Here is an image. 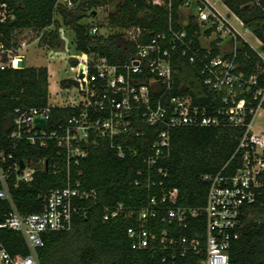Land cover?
I'll return each instance as SVG.
<instances>
[{
  "label": "trees",
  "instance_id": "trees-1",
  "mask_svg": "<svg viewBox=\"0 0 264 264\" xmlns=\"http://www.w3.org/2000/svg\"><path fill=\"white\" fill-rule=\"evenodd\" d=\"M12 17L0 23V41L6 50L15 52L34 40L50 48L49 55L63 54L73 65L78 55L69 56L62 39L61 25L74 32L75 49L81 54L106 56L111 63L128 61L134 52L135 41L128 38L127 30L140 28L139 42H147L157 32H168L169 27L185 30L192 40V48L200 54L207 47L200 42L203 31L209 34L214 28L202 29L193 13L182 17L185 0H74L76 6L66 7L58 0H3ZM255 35L264 46V0H221ZM108 5L107 25L114 30L108 34H90L91 25L82 23L83 17H92L96 7ZM60 16L61 21L57 18ZM101 25V24H100ZM50 26L54 28L49 29ZM236 41L237 61L246 74L257 73L259 84L264 86V60L239 34ZM210 55L220 53L213 44ZM228 54V53H227ZM8 52H0V167L7 174L10 195L0 198V222L11 208V202L21 214L39 212L44 208L46 196L52 188H63L79 182L83 189H93L96 200L80 202L90 205L87 214H74L73 224L67 231L44 234V244L36 249L40 264H152L150 250H134L126 235L130 221L114 218L104 221L103 206L118 201L135 207L143 206L152 195L176 187L178 203L200 206L205 202L208 182L205 174L220 170L231 174L239 166L235 152L240 128L222 126H180L170 129L168 153L155 164L148 165L145 157L156 139L162 124L149 126L137 120L140 136L128 135L136 150H126L123 157L107 145L93 148L79 164L66 168L56 148L15 141L10 137L15 108L42 107L48 103L49 73L46 66L6 65ZM24 62V57H23ZM173 84L169 94L192 97L193 103L209 105L212 93L203 85L200 61L190 63L186 55L173 53L171 60ZM70 80H61L69 85ZM160 83H152L156 97L162 92ZM54 121L71 113L69 108L55 107ZM11 155V156H10ZM4 156V160H2ZM31 159L35 165L30 180H17L10 167L19 160ZM44 159L45 164L40 160ZM55 164V166H53ZM161 168L163 172H159ZM259 202L244 207L239 237L232 241L228 264H264V173ZM1 187V184H0ZM95 200V201H96ZM0 243L15 259L29 253L24 236L15 230L0 227Z\"/></svg>",
  "mask_w": 264,
  "mask_h": 264
},
{
  "label": "built area",
  "instance_id": "built-area-1",
  "mask_svg": "<svg viewBox=\"0 0 264 264\" xmlns=\"http://www.w3.org/2000/svg\"><path fill=\"white\" fill-rule=\"evenodd\" d=\"M260 0H254L259 4ZM71 8L74 0H58ZM184 8H190L201 27L214 28L222 37H236V28L224 15L206 0H185ZM243 25V22L234 14ZM13 15L7 3L0 0V23ZM229 26V27H228ZM99 28L91 26L90 34ZM140 28L127 30L128 38L135 41L134 52L128 61L111 63L106 56L78 54L70 66L72 74L62 80L64 99L60 103H48L42 107L15 108L10 137L39 147L52 144L66 168L77 165L96 147L107 145L123 157L126 150L135 153L128 135L140 136L137 120L149 126L163 127L149 147L145 157L148 165L164 157L170 148V129L180 126H222L240 128L235 152L239 166L233 173L205 174L208 182L205 202L200 206L178 203L176 187L152 195L140 207L118 201L103 206L104 221L123 218L130 221L126 235L134 250L147 249L152 264H228L233 240L240 234L244 207L259 202L264 173V127L255 129L256 117L264 110V86L259 84L257 73L246 74L237 61V42L227 53L210 55L209 49L200 54L192 48V40L185 30L169 27L168 32H157L147 42H139ZM24 46V45H23ZM8 52L6 65L18 66L23 59L19 48L6 50L0 41V52ZM173 53L186 55L190 63L200 61L203 85L212 93V103H193L189 95H171ZM0 65H3L0 63ZM264 71V70H263ZM160 83L163 90L154 97L152 83ZM55 107L69 108L71 113L54 121ZM35 119H42L44 126H37ZM11 156V155H10ZM4 160V156H2ZM17 173L19 162L12 168L17 180H30L35 165L31 159ZM45 164V160H40ZM55 166V164L53 165ZM159 172H163L161 168ZM7 174L0 167V198L10 195L6 183ZM93 189H83L79 182L63 188H52L46 196L44 208L39 212L21 214L11 202L0 227L20 232L29 253L15 259L0 243V264H40L36 249L44 244V234L51 231H67L73 224L74 214L86 215L90 205L80 202L96 200ZM96 200V201H95ZM11 201V200H10ZM262 205V203H260Z\"/></svg>",
  "mask_w": 264,
  "mask_h": 264
},
{
  "label": "rangeland",
  "instance_id": "rangeland-1",
  "mask_svg": "<svg viewBox=\"0 0 264 264\" xmlns=\"http://www.w3.org/2000/svg\"><path fill=\"white\" fill-rule=\"evenodd\" d=\"M213 6H215L224 17L236 27L235 33L241 35V37L246 39L249 43L253 44L259 50V46L256 43V40L253 36V33L246 28L244 25L240 24L239 21L234 17V15L227 14V10L223 6L220 0H209ZM75 3L74 6H76ZM108 10V5L96 7L95 13L92 14V17H83L80 22L88 23L91 26H97L99 28L98 32L101 34H108L114 30L107 25L106 14ZM192 13L190 8H183V12H181L182 17H187ZM59 21L61 18L57 15ZM101 24V25H100ZM229 27V26H228ZM54 28V26H50L49 29ZM207 27H202V29H206ZM62 39H65L64 45L67 48V52L69 56L73 57L75 55L81 54L79 51L75 49V38L74 32L68 26L62 24ZM222 32L217 29L211 30L209 34L201 32L200 42L202 45L206 46L207 49H211L213 44H216L220 48L221 53H227L232 48L231 41L229 37H222ZM244 39V40H245ZM25 56V64L31 66H46L49 73V94L48 101L51 104L60 103L64 97L60 93V82L66 76L72 74L70 70L71 64L68 59L63 54L57 55H49L50 48L43 47L38 44L37 40L32 41L26 47L21 46V50L19 51ZM263 59V58H262ZM22 60V59H21ZM264 60V59H263ZM264 127V110H261L256 117L255 121V129L260 130Z\"/></svg>",
  "mask_w": 264,
  "mask_h": 264
},
{
  "label": "crops",
  "instance_id": "crops-1",
  "mask_svg": "<svg viewBox=\"0 0 264 264\" xmlns=\"http://www.w3.org/2000/svg\"><path fill=\"white\" fill-rule=\"evenodd\" d=\"M210 5H212L211 4V2L209 1V0H206ZM221 1V0H220ZM222 2V1H221ZM222 4H223V6L225 7V9L227 10V14H229V15H231L232 14V12L228 9V7L222 2ZM213 6V5H212ZM219 13H221L215 6H213ZM222 14V13H221ZM223 15V14H222ZM236 28V27H235ZM241 36V35H240ZM254 36V38H255V40H256V43L258 44V46H259V48H260V50L257 48V47H255L253 44H251V43H249L245 38V41L246 42H248V44L252 47V48H254L257 52H258V54L264 59V46H263V44H262V42L255 36V35H253ZM243 37V36H242ZM26 45H28V44H26ZM26 45H24L23 47H26ZM21 50V47L19 48V51ZM24 55V54H23ZM24 57V64H25V56H23Z\"/></svg>",
  "mask_w": 264,
  "mask_h": 264
},
{
  "label": "water",
  "instance_id": "water-1",
  "mask_svg": "<svg viewBox=\"0 0 264 264\" xmlns=\"http://www.w3.org/2000/svg\"><path fill=\"white\" fill-rule=\"evenodd\" d=\"M94 13H95V10H94ZM23 59L20 60L18 62V66H22L23 65ZM35 123L37 126H40V127H43L44 126V121L42 119H35ZM25 166V162L24 160H19V168L17 170V173H21L22 172V169L24 168ZM262 217H264V214L261 215Z\"/></svg>",
  "mask_w": 264,
  "mask_h": 264
}]
</instances>
